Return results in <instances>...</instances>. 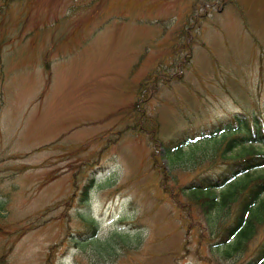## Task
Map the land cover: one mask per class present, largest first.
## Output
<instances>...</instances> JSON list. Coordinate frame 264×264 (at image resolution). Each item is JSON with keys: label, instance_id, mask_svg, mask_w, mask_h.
Returning <instances> with one entry per match:
<instances>
[{"label": "rangeland", "instance_id": "374dc122", "mask_svg": "<svg viewBox=\"0 0 264 264\" xmlns=\"http://www.w3.org/2000/svg\"><path fill=\"white\" fill-rule=\"evenodd\" d=\"M3 2L0 264H247L264 219L215 244L236 199L203 213L167 191L239 147L222 155L216 134L173 155L159 141L234 112L264 123V0ZM135 100L159 141L137 130Z\"/></svg>", "mask_w": 264, "mask_h": 264}, {"label": "trees", "instance_id": "16d2710c", "mask_svg": "<svg viewBox=\"0 0 264 264\" xmlns=\"http://www.w3.org/2000/svg\"><path fill=\"white\" fill-rule=\"evenodd\" d=\"M8 1L4 0L2 6H6ZM185 32L187 33L186 27L184 34H186ZM44 68L46 70L49 69L47 61L44 62ZM143 85V83H140L137 89L140 101L146 99L141 90ZM138 103L140 102L137 100L131 103L133 111L137 114V122H135L137 130L140 132L149 131L151 134L149 141L155 143V141H159L156 135L158 122L151 115L143 114L141 108L138 110ZM259 119L255 115L234 112L229 116L218 118L194 130L190 128L180 129L166 141H159L164 153L168 152L173 155H178L181 152V147L184 144H188L187 141L194 142L201 138L213 137L216 134L220 135L219 141H223L222 155L227 150L239 147L234 155L229 157V160L226 159L227 161H225L223 168L213 172L198 173L179 184L180 186H177L175 190L171 186L167 188L165 183L163 185L167 188L171 197L186 192L190 198L198 203V207L203 213H207L217 203L225 204L236 199L234 213L230 220L221 226L216 236L217 241L215 244L226 243L233 235L246 238L255 225L264 219V198L260 196L264 192V173L259 172L250 175V170L264 167V148L262 147L264 145V123ZM152 155H154L153 151L151 152ZM155 162L156 160L153 159L152 165ZM238 175H243L244 177L234 187L235 182L233 183L232 180ZM91 180L92 176L83 184L80 190V199L86 197ZM226 184L225 189L219 190V193L215 191V188ZM237 187L239 190H236ZM176 201H179L177 196ZM85 222L88 226L87 234L93 236L96 231L95 222L93 220H85ZM241 243V238H238L232 246L235 247ZM3 257L4 255L2 254L0 260ZM261 262H264V237L255 247L253 255L249 258L247 264H260Z\"/></svg>", "mask_w": 264, "mask_h": 264}]
</instances>
